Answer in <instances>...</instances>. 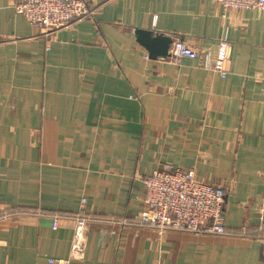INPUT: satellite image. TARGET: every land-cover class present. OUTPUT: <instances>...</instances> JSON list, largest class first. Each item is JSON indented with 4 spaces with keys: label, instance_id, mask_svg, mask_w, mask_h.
<instances>
[{
    "label": "crops",
    "instance_id": "1",
    "mask_svg": "<svg viewBox=\"0 0 264 264\" xmlns=\"http://www.w3.org/2000/svg\"><path fill=\"white\" fill-rule=\"evenodd\" d=\"M19 1L0 0V264L67 261L81 215L73 264H264V12L88 0L93 20L48 36ZM145 30L213 54L226 40V78L151 59ZM168 164L224 189L229 234L136 223L144 177Z\"/></svg>",
    "mask_w": 264,
    "mask_h": 264
},
{
    "label": "built area",
    "instance_id": "2",
    "mask_svg": "<svg viewBox=\"0 0 264 264\" xmlns=\"http://www.w3.org/2000/svg\"><path fill=\"white\" fill-rule=\"evenodd\" d=\"M225 11H262L264 0H213ZM15 10L30 25L44 29L48 36L84 20H93L95 8L88 0H20ZM148 57H146L147 59ZM230 58V45L221 41L219 51L213 54L181 40L172 42L168 60L180 65L184 60L197 61L199 67L226 78V64ZM144 209L136 222L159 230L186 231L193 234L226 235L225 192L221 187L198 179L194 170L176 169L165 165L143 181ZM82 205L86 203L82 200ZM260 228L264 239V204L259 207ZM92 218L77 216L70 257L67 261L51 260L52 264L83 263L87 250V230ZM58 228L54 219L53 229Z\"/></svg>",
    "mask_w": 264,
    "mask_h": 264
},
{
    "label": "water",
    "instance_id": "3",
    "mask_svg": "<svg viewBox=\"0 0 264 264\" xmlns=\"http://www.w3.org/2000/svg\"><path fill=\"white\" fill-rule=\"evenodd\" d=\"M138 42L145 47L151 59L169 57L172 39L164 35H156L150 30L137 31Z\"/></svg>",
    "mask_w": 264,
    "mask_h": 264
},
{
    "label": "rangeland",
    "instance_id": "4",
    "mask_svg": "<svg viewBox=\"0 0 264 264\" xmlns=\"http://www.w3.org/2000/svg\"><path fill=\"white\" fill-rule=\"evenodd\" d=\"M96 12H97V10H96ZM97 14V13H96ZM170 52V51H169ZM163 169V168H162ZM182 170V169H181ZM147 177V176H146ZM146 177H144V179L146 178ZM143 179V180H144ZM55 219H58V217H55ZM76 220H77V217H75V219H74V221L76 222ZM74 228H75V224H74ZM73 234H74V232H73ZM228 234H229V232H228Z\"/></svg>",
    "mask_w": 264,
    "mask_h": 264
}]
</instances>
